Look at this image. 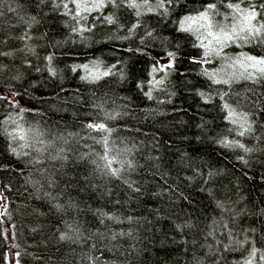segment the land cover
Wrapping results in <instances>:
<instances>
[{
	"label": "trees",
	"instance_id": "trees-1",
	"mask_svg": "<svg viewBox=\"0 0 264 264\" xmlns=\"http://www.w3.org/2000/svg\"><path fill=\"white\" fill-rule=\"evenodd\" d=\"M119 1L0 0V264H264V43L181 30L240 0Z\"/></svg>",
	"mask_w": 264,
	"mask_h": 264
},
{
	"label": "snow or ice",
	"instance_id": "snow-or-ice-1",
	"mask_svg": "<svg viewBox=\"0 0 264 264\" xmlns=\"http://www.w3.org/2000/svg\"><path fill=\"white\" fill-rule=\"evenodd\" d=\"M75 2V0H74ZM244 3V0H240V3H231L229 2L226 7L231 10L230 15H226L224 18L225 20L230 19L229 24H221L217 21L214 20L215 16L219 15V12L216 10L217 5L215 3H209L207 7L204 9V11H201L198 15L196 16H187L183 20L180 21L181 24V30L182 31H191L192 30V25L191 23L188 25V27H184V24L186 21H190L192 23H197L200 21H203L204 23L200 24V28L205 29L207 32V36L210 37L211 39L209 40V44L212 43V41H215V43L219 46L218 49L214 48H209L207 45L201 43L199 46L204 47L206 49L204 55L205 57H208L210 52L215 51V54L217 56L221 55V53L224 51V49L231 44H237V42H245L249 43L258 37L260 38V42L264 43V23H259V26L257 27L253 22L257 21L258 15H261V13H258L256 10V6L250 3L249 0V7L247 8H241V4ZM102 3H98L96 7H102ZM129 7H135L136 5L134 3H129ZM67 7V5H65ZM77 8H80V4H76ZM261 9H264V5H260ZM77 16L80 15V12L76 13ZM239 17V18H237ZM111 22V21H109ZM218 29V30H217ZM171 55V54H170ZM243 59L250 61L251 62V67L255 68L258 73L261 75H264V67H258V66H264V58H257L251 55L243 54ZM207 62V61H205ZM238 63L241 64L243 67V61L238 60ZM85 69L88 68V65L83 66ZM170 67V65H169ZM153 71H156L154 68ZM103 75H108L107 72L103 73ZM249 76H252V73L248 74ZM83 78V77H82ZM96 79L99 78V76L95 77ZM219 83L220 81H215ZM224 83H228V81H224ZM224 107L226 109L229 108V105L225 104ZM233 115V111L229 110L228 112V117L226 118H231ZM235 123L236 121H232ZM89 129L97 130V131H108L106 126L103 123H89L87 125ZM10 136L13 137V139H19V140H24L25 139V134L24 130L17 126V129L14 130V132L8 133ZM240 135H243L244 133L241 132L239 133ZM104 143L107 145L108 141L107 138H104ZM221 143L227 144L229 142L227 141H222ZM25 145H21V147H24ZM240 147H243V145H239ZM13 152L16 151L15 148L12 149ZM106 154L101 157V159L105 160L106 163L104 167L106 169L111 170V175H116L117 172L119 171L118 169H113L112 165L114 163V160L108 159L107 152L108 149H105ZM256 249H253L251 256L254 259L257 254ZM261 260H264V255L260 256ZM246 264H252V259L248 260Z\"/></svg>",
	"mask_w": 264,
	"mask_h": 264
},
{
	"label": "rangeland",
	"instance_id": "rangeland-1",
	"mask_svg": "<svg viewBox=\"0 0 264 264\" xmlns=\"http://www.w3.org/2000/svg\"><path fill=\"white\" fill-rule=\"evenodd\" d=\"M107 1H109L110 5L112 7V10L114 8L117 11L119 9H121V7H120L121 5L119 3L120 2L119 0H91V1H88V0H75L76 4L77 3L80 4V8H78V9L82 10V12H85L86 9L90 10V9L99 8V7H96V5L98 3H102L103 6H104L107 3ZM138 3L141 5L140 8H142V9H145V8L146 9H156L160 5L161 0H153L151 3L150 2H138ZM194 16H196V15H194ZM237 18H239V17H237ZM107 19L112 20V21H116V15L112 14ZM190 23L192 25V30L191 31L194 32L196 35H198L202 39L201 43L207 45L209 48H214V49H218L219 48V46L215 43V41H212V43L209 44V40L211 38L207 36V32L205 31V29L200 28V24L204 23L203 21H200V22H197V23H192L190 21H186L185 24H184V27H188V25ZM211 53H215V51H213ZM251 56H254V55H251ZM254 57H257V56H254ZM257 58H260V57H257ZM165 61H166V59L165 60L162 59L161 63L163 64V62H165ZM243 62H244L243 63L244 65H246V63L251 65L250 61L246 60V61H243ZM95 64H98V63H95ZM251 69H253V68H251ZM249 73L253 74L254 70H250Z\"/></svg>",
	"mask_w": 264,
	"mask_h": 264
}]
</instances>
